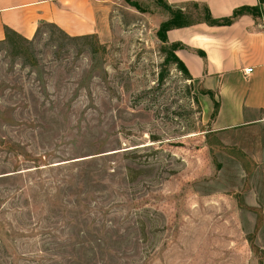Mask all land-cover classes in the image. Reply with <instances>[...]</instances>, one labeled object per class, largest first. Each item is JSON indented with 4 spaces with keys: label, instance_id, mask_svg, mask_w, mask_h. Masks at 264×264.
Returning <instances> with one entry per match:
<instances>
[{
    "label": "rangeland",
    "instance_id": "rangeland-1",
    "mask_svg": "<svg viewBox=\"0 0 264 264\" xmlns=\"http://www.w3.org/2000/svg\"><path fill=\"white\" fill-rule=\"evenodd\" d=\"M133 1L0 43V264H264V124L213 131Z\"/></svg>",
    "mask_w": 264,
    "mask_h": 264
},
{
    "label": "crops",
    "instance_id": "crops-1",
    "mask_svg": "<svg viewBox=\"0 0 264 264\" xmlns=\"http://www.w3.org/2000/svg\"><path fill=\"white\" fill-rule=\"evenodd\" d=\"M184 12L192 5L207 7L214 18L230 17L242 7H259V14L244 13L227 25L205 21L172 28L170 44L189 70L198 88V101L213 131L264 124V1L164 0ZM116 0H0V43L9 32L32 39L42 23L58 26L71 36L97 35L107 39ZM187 13V12H186ZM167 13L165 22L170 19ZM252 68V72L245 73ZM200 89L211 91L200 93ZM215 100L219 108L214 118Z\"/></svg>",
    "mask_w": 264,
    "mask_h": 264
},
{
    "label": "trees",
    "instance_id": "trees-1",
    "mask_svg": "<svg viewBox=\"0 0 264 264\" xmlns=\"http://www.w3.org/2000/svg\"><path fill=\"white\" fill-rule=\"evenodd\" d=\"M126 1L129 2V4H131L132 6L136 7L137 9H139V10L141 9L138 2L133 1V0H126ZM157 1H158V4L161 5L162 7H164L171 15L170 19H168L167 21L162 22L160 24V27L157 31V36L160 39V41L162 42V44L169 46V50H167L166 61L169 63L171 62V63L175 64L176 67L178 68V70H180V72H182L187 79L192 80V76H191L189 70L187 69L185 64L178 58V56L175 53V51L179 48L180 44H176V43L170 44L168 41V37H167V32L170 29L176 28V27L187 26V25L191 24V21L189 20V14L184 12L182 9H176L175 10L170 5H168L164 0H157ZM262 1H264V0H262ZM196 7L200 8L198 5H196ZM202 9H203L202 21H205V22L213 24V25L231 24L232 22H234V20H236L240 15H242L244 13H250L253 15H257V14H259V10H260L259 7H242V8L237 9L233 13V15L230 17L217 19L211 15L210 10L207 7H202ZM39 30H40V28L38 29V32H39ZM199 91H200V93H203V94H209L214 98V93H212L211 91H206L204 89H200ZM196 100H197V102H199L198 96H196ZM219 105H220L219 102H217L215 100V110H214V113L212 115V118L215 117V115L218 111ZM201 111H202V109H201Z\"/></svg>",
    "mask_w": 264,
    "mask_h": 264
},
{
    "label": "built area",
    "instance_id": "built-area-1",
    "mask_svg": "<svg viewBox=\"0 0 264 264\" xmlns=\"http://www.w3.org/2000/svg\"><path fill=\"white\" fill-rule=\"evenodd\" d=\"M249 72H252V68H249V69L245 70V73H249Z\"/></svg>",
    "mask_w": 264,
    "mask_h": 264
}]
</instances>
